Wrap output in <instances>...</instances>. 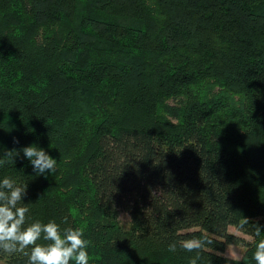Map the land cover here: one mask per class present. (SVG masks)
<instances>
[{"label":"trees","instance_id":"1","mask_svg":"<svg viewBox=\"0 0 264 264\" xmlns=\"http://www.w3.org/2000/svg\"><path fill=\"white\" fill-rule=\"evenodd\" d=\"M31 145L54 173L37 175ZM10 150L0 181L27 185V223L83 229L89 264H190L196 252L169 245L201 236L197 264H226L228 244L244 247L233 264H256L264 0H0V157Z\"/></svg>","mask_w":264,"mask_h":264},{"label":"clouds","instance_id":"2","mask_svg":"<svg viewBox=\"0 0 264 264\" xmlns=\"http://www.w3.org/2000/svg\"><path fill=\"white\" fill-rule=\"evenodd\" d=\"M22 152L37 175L56 171V159L37 145L24 147ZM18 154L16 150L7 151L6 155L0 157V165L14 160ZM26 188L27 185L20 186L8 177L0 181V251L7 254L22 253L28 257L27 264H70L73 261L74 264H89L88 241L84 239L83 229L67 227L61 231L60 225L55 221L42 223L37 220L27 223L29 208L27 205H20ZM248 222L244 218L241 223ZM253 227L255 236L259 237L253 259L256 264H264V227L258 224ZM41 240L44 243H38ZM210 243L207 236L182 239L171 243L168 250L175 252L179 245L183 250L196 252L190 264H197L201 258L200 253ZM26 249L30 251H25Z\"/></svg>","mask_w":264,"mask_h":264},{"label":"rangeland","instance_id":"3","mask_svg":"<svg viewBox=\"0 0 264 264\" xmlns=\"http://www.w3.org/2000/svg\"><path fill=\"white\" fill-rule=\"evenodd\" d=\"M90 220H94L91 217ZM119 222L123 226V228H127L129 225V215L126 212L119 213ZM229 231L244 237L245 239H250V237L241 231L235 229L234 227H229ZM224 258L226 264H233L241 262L244 254V247L236 244H228L225 246L224 250L220 253ZM0 264H8L3 258L0 257Z\"/></svg>","mask_w":264,"mask_h":264}]
</instances>
